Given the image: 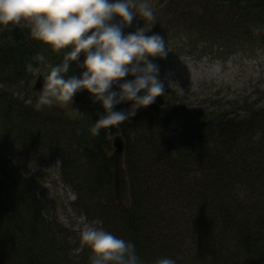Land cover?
<instances>
[{
	"label": "trees",
	"instance_id": "1",
	"mask_svg": "<svg viewBox=\"0 0 264 264\" xmlns=\"http://www.w3.org/2000/svg\"><path fill=\"white\" fill-rule=\"evenodd\" d=\"M162 1L164 9L155 11L154 22L136 18L125 34L144 26L152 28L148 35L162 36L166 47L185 39L193 51L201 44L227 52L237 47L264 48V30L253 31L264 25V0ZM189 2L198 4L196 11ZM40 52L46 57L43 64L32 60ZM62 59V54L33 40L29 28L7 26L0 32V264H71L72 249L58 248L52 236L55 224L41 214L36 176L8 158L11 147L37 150L47 165L58 163L60 179L76 192L82 212L134 243L143 264L174 258L187 241L192 259L201 264L195 254L203 239L210 250L206 264H264V150L257 155L259 144L248 143L264 134L260 101L243 108L242 120L229 118L234 113L230 108L196 126L197 111L183 105L172 108L159 97L119 131L105 134L108 130L102 129L95 136L91 128L103 109L86 91L74 96L78 109L73 104L38 107V102L27 104L13 92L22 86L20 90L32 94L34 72L26 70L28 63L41 68ZM81 72L73 66L69 75ZM129 107L125 103L114 110ZM171 118L187 121L177 144L163 133L156 135ZM115 135L125 142L123 165L130 203L124 209L115 205L110 193L107 158ZM237 139L251 146V159L246 151H237ZM162 165L170 167L175 187L165 186ZM160 226L167 231H160ZM59 235L64 236L61 230Z\"/></svg>",
	"mask_w": 264,
	"mask_h": 264
},
{
	"label": "clouds",
	"instance_id": "2",
	"mask_svg": "<svg viewBox=\"0 0 264 264\" xmlns=\"http://www.w3.org/2000/svg\"><path fill=\"white\" fill-rule=\"evenodd\" d=\"M136 18L149 23L156 20L148 0H0V26L24 23L33 40L63 55L44 76L37 106L72 105L74 96L86 91L103 109L91 128L95 136L102 129L108 130L105 134L119 131L138 110L166 94L159 66L153 63L167 56L165 39L148 35L152 28L144 26L125 34ZM262 30L264 25L253 29L257 34ZM32 60L43 64L46 57L40 52ZM73 66L82 69L79 76L69 75ZM26 70L38 68L30 62ZM125 103L130 105L127 110H114ZM97 223L86 224L79 234L90 250L89 264H143L134 243ZM154 264H176V260L157 258Z\"/></svg>",
	"mask_w": 264,
	"mask_h": 264
},
{
	"label": "rangeland",
	"instance_id": "3",
	"mask_svg": "<svg viewBox=\"0 0 264 264\" xmlns=\"http://www.w3.org/2000/svg\"><path fill=\"white\" fill-rule=\"evenodd\" d=\"M148 2L155 11L164 9L162 0H148ZM187 5L194 11L198 8V4L192 2ZM169 11L174 12L173 10ZM12 27L29 28L24 23ZM4 28L6 27L0 26V32ZM176 42L178 43L167 46L168 54L164 59L153 60V63L159 66V78L166 84V94L160 97L162 103L172 106V108L183 105L188 110L197 111L196 114L194 113L195 117H199L194 122L196 126L210 121L209 115L217 114V111L220 114L231 108L234 113L230 114L229 118L242 120L243 108L251 103L260 101L258 107H264V48L237 47L231 52H227L225 49L216 47L209 50L204 48V44H201L196 51H193L186 46L185 39L176 40ZM176 46L177 48H175ZM48 70H50V65L38 68V71L34 72V80L36 75L46 74ZM21 87L13 88L14 94L21 101H25L27 104L38 102L39 95L37 93L32 91V94H29L25 90H20ZM62 106L63 104H56L51 108L58 109ZM237 107H241L240 111ZM73 108L78 109L79 104L73 102ZM159 108L165 109L162 106ZM178 119L171 118L164 130H160L156 135L163 133L167 138L171 137L174 144L182 141L181 136L184 132L182 126H185L187 121ZM263 135H258L251 140V143L259 144L257 155L264 150ZM236 143L237 151H246L245 155L251 159V146H247L239 139L236 140ZM36 151L31 149L27 152L18 147H11L7 149L6 154L12 162L21 163L22 167H25L32 176H36V181L39 184L37 199L43 202L41 214L46 221L54 223L59 228L57 229L55 225L52 226L54 228L52 236L56 239L54 243L60 249L67 251L72 249L68 254L71 264H89L90 250L80 240L81 230L86 224L93 222H98L96 226L103 227L107 231H110L111 228L103 221L89 219L90 217L82 212L77 204L76 192L60 179L59 164L47 165ZM171 154H174L172 150ZM148 158L155 161L151 155ZM38 165L44 167L39 168ZM168 169L170 170V167L165 165L160 168L161 171H164V174L161 172V175L165 179V186L167 188L175 187ZM113 227L115 226L113 225ZM60 230L64 236L59 235ZM159 230L167 231H164L161 226ZM66 241L68 246H65ZM183 243L181 249L176 250L173 258L176 260V264H197L198 262L194 261L190 254L192 248L186 245L188 241ZM61 252L65 256L64 251L61 250ZM195 255L201 264L210 263V250L204 239Z\"/></svg>",
	"mask_w": 264,
	"mask_h": 264
},
{
	"label": "water",
	"instance_id": "4",
	"mask_svg": "<svg viewBox=\"0 0 264 264\" xmlns=\"http://www.w3.org/2000/svg\"><path fill=\"white\" fill-rule=\"evenodd\" d=\"M39 74L34 83L33 90L40 94L42 91L44 76L48 74ZM112 146L114 148L112 154L108 157V165L112 174V186L111 193L114 201L118 206L123 207L124 203H129L128 197V183L126 179L125 170L123 167V156L125 150V144L121 136L117 135L112 140Z\"/></svg>",
	"mask_w": 264,
	"mask_h": 264
}]
</instances>
